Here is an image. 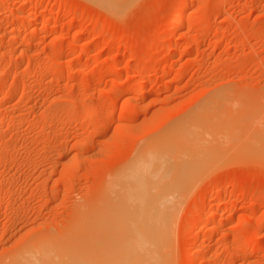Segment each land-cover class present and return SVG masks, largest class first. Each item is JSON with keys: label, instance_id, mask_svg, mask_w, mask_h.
<instances>
[{"label": "rangeland", "instance_id": "374dc122", "mask_svg": "<svg viewBox=\"0 0 264 264\" xmlns=\"http://www.w3.org/2000/svg\"><path fill=\"white\" fill-rule=\"evenodd\" d=\"M119 2L0 0V264L93 261L118 176L200 112L171 263L264 264V0Z\"/></svg>", "mask_w": 264, "mask_h": 264}, {"label": "bare ground", "instance_id": "6f19581e", "mask_svg": "<svg viewBox=\"0 0 264 264\" xmlns=\"http://www.w3.org/2000/svg\"><path fill=\"white\" fill-rule=\"evenodd\" d=\"M116 1L118 3L119 0ZM105 2L107 3V1ZM107 4L109 5V3ZM187 8H188V4L185 3L180 10L179 17L176 18V24L174 22V24L176 25L175 28L178 29L184 28L183 27L185 24L184 15L186 13ZM130 83L131 82L128 81L127 85H130ZM208 108L209 110L212 109L211 107ZM206 121H207V115H205V112L202 113L200 112L199 114L194 116L193 119L186 121L183 125L181 123V126H178L177 128H173L171 131L168 130L170 131V133L165 137L164 140H162L164 137L162 138L160 136L156 138L157 141H155V143H151L154 142L155 140L154 139L153 141L149 142L148 143L149 145H147L141 152L140 150L138 151V153L140 152L141 154L140 155H138V153L136 154L137 158H135V160H133V163L131 162L132 164L130 163V165L127 166L125 170H123V173L121 174L120 177L118 176L116 187H114L116 188L113 190L115 193L114 196L116 197L113 199L114 202L111 203L114 209L113 208L112 209L110 208L109 210L107 209L108 212L106 210V213H109L111 210L112 216L110 214L109 215L112 218L114 214L115 217H113L111 220L107 219L109 215L103 218V219H107V221L109 220V222L111 221L112 223L115 221L116 218H118L117 219L118 223L115 222L117 225L114 223L115 227L114 224L112 225L113 226L112 227L111 226L112 223L110 222V224L106 227L105 226L106 220L103 219L102 220L104 221V224L97 226L99 225L98 222L102 221V220L101 221L97 220L98 224L96 223V225H94V228L91 225L90 230L95 229V230H91L95 234H92V237H89L88 235L89 239H87L88 238L87 237L83 241L85 242L86 239L89 241V242L87 241L88 242L87 245L89 247V243L91 244L90 250L91 248L97 247L94 249V251H96L97 249L96 255L94 254L95 252L92 251V253L94 252L93 253L94 256L91 254L90 250L86 247V245H84L85 243L83 242L84 243L83 244L81 242L82 240L80 241V243L84 248L86 247L87 250L80 248L81 246L78 247L77 243H75L74 245L75 247H78L77 250L80 248L79 249L81 250L80 253H83V255H81L82 257H84L85 254H86L85 257H89L90 254L92 255L93 258L96 256L93 259V261L90 260V262L89 261L87 262L81 259L80 260L73 259L71 261V257L70 259L66 257L68 259V261H66L64 260V258H59L56 256L52 257L51 255L54 253L52 250L56 249L55 255H57L58 253L56 254V251H59L60 248L61 251L64 250V248H62L63 246L59 248L55 246L50 252L48 247L46 248L47 244L44 243L42 246H45V249H42L44 251H40L41 249H39L40 251L38 252L39 256H35L37 255L35 254L37 253V251L33 253L30 250V252H32L34 255L28 251L27 252L25 251L26 253L24 252L23 255H20V257L18 256L19 258H16L17 260L15 264H174V261L173 263H171V261L174 259L171 258L173 257L171 256L172 253H174L173 247L172 245L169 246V242L173 244L171 241H173L174 239L173 238L174 233H172L171 231V229L174 228V226L172 227L171 225L175 223H173L172 217L174 218L177 216V213L174 211V209L176 207L175 210H177L178 212V207H180L182 201L184 200V198H181V196H183L187 191L189 193L188 189H190V187L193 184L195 185L194 182H196L197 178H200L198 177L202 172L200 167L201 164L204 163V162L202 163V161L206 158L205 156L206 152L202 151L203 154H205L203 155V157L205 156L204 159L200 154H197V152H199L198 149L196 150L197 152H195L196 154L194 153L195 156H193V154H191L193 150H191L190 148L191 147L190 139L191 137L193 138L195 137L194 138L195 140L198 139V135H200V133L198 134L199 131H197L198 125L201 126V124L203 125L204 123H206ZM202 131L205 132L204 130ZM206 134L207 133L205 132V134L202 135V138H205ZM215 140L217 143L218 140L217 139ZM206 141L207 140H205V142ZM217 144L219 145V143ZM200 145L203 146L202 144ZM209 145L210 144H208V146ZM189 149L191 150V153ZM212 150L213 149H211L210 152H212ZM204 151H207V149ZM184 197H187V195H184ZM177 199L179 202H177ZM173 212L176 214H174ZM92 223L94 222L92 221ZM95 226L97 227L95 228ZM262 226H263L262 223L260 222L256 223V227L260 228ZM98 227L100 228L96 230ZM86 230L89 231V226L88 228H86ZM170 233L173 234L172 237L170 236L171 235ZM76 237L75 239H78V237L77 238ZM90 238H93V240L92 239L90 240ZM170 238H172L171 241ZM81 239H83L82 236ZM94 240L96 241L94 242ZM91 241H93L95 244L97 242L98 246L97 245L95 246ZM169 249H171V251ZM84 250L86 253L84 252ZM198 252L199 251L195 252L193 255H191V257L196 259L195 255L200 253ZM70 253L71 254L74 253L76 255L78 254L76 249L74 251L71 250ZM89 259L92 258L90 257ZM194 259H191L193 260L192 264H196V260Z\"/></svg>", "mask_w": 264, "mask_h": 264}]
</instances>
